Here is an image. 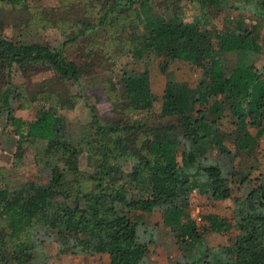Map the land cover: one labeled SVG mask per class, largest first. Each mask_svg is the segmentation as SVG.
Wrapping results in <instances>:
<instances>
[{"label": "trees", "instance_id": "16d2710c", "mask_svg": "<svg viewBox=\"0 0 264 264\" xmlns=\"http://www.w3.org/2000/svg\"><path fill=\"white\" fill-rule=\"evenodd\" d=\"M35 1L0 0L6 5ZM182 1L198 7L194 23L175 13H148L156 2ZM213 7L247 12L254 24L236 14L223 30L205 27V9ZM129 12L137 24L146 21L139 35H128L133 58H160V72L173 60L187 62L200 76L192 87L168 80L155 116L147 69L122 71L116 97L137 115L102 122L81 95L82 65L64 56L63 47L96 26L115 25ZM262 22L264 0H107L96 24L79 22L78 30L56 46L0 34L5 71L0 118L17 146L39 143L34 163L45 175L43 182L0 181V264H47L44 244L52 241L58 254L102 253L108 264H137L157 228L144 223L141 214L155 208H161V224L175 232L180 251L175 264H264V167L251 176L264 139V59L258 67L241 59L259 52ZM32 68L47 69L78 87L76 96L89 113L78 137L68 134L64 118L49 107L30 120L14 115L22 96L13 75ZM80 155L91 168L88 173L78 168ZM233 185L239 194L232 195ZM194 190L210 201L231 199V217L207 212L196 223L188 212ZM205 232L234 235L228 245L207 246Z\"/></svg>", "mask_w": 264, "mask_h": 264}, {"label": "rangeland", "instance_id": "374dc122", "mask_svg": "<svg viewBox=\"0 0 264 264\" xmlns=\"http://www.w3.org/2000/svg\"><path fill=\"white\" fill-rule=\"evenodd\" d=\"M109 1V0H108ZM107 0H37L24 5H6L0 2V34L14 40L32 41L47 46H56L72 36L79 28V22L96 24L98 14ZM151 17L177 15L184 22L194 23L200 15L198 7L188 2H156L148 7ZM236 14H243L246 24H254L247 12L234 11L222 7L205 9L207 24L223 30ZM143 24L146 21H141ZM136 23L132 12L120 19L115 25L105 23L96 26L75 42L63 47L64 56L77 61L83 67L79 81L81 95L85 104L102 122L123 120L137 115L132 109H124V103L116 97V81L122 71H141L147 69L149 88L153 101L150 111L155 116L160 113L162 90L168 80L195 85L200 70L183 61L173 60L164 72H160V58L144 55L140 60L132 57L129 34L139 35L143 24ZM142 24V25H141ZM259 52L246 54L241 59L258 67L264 59V22L259 25ZM230 59L234 57L230 56ZM21 92L20 108L14 115L24 120L32 119L41 107H49L65 120L69 135L78 137L89 122V113L80 98L76 96L78 87L58 79L51 71L32 68L26 72L17 71L12 78ZM5 83V71L0 67V89ZM17 138L11 133L10 126L4 125L0 118V181L19 184L27 180L43 182L44 172L37 171L34 154L39 143H22L17 146ZM257 169L255 176L264 167V139L259 140L256 150ZM248 166V161L245 163ZM78 168L84 173L90 171L84 155L78 158ZM128 167H126L127 169ZM237 186H232V195L239 194ZM231 199L210 201L196 190L189 195L188 212L196 223L202 213L212 212L231 217ZM161 208L149 213H142L141 220L147 225L157 224L154 243L137 264H175L180 251L176 244L175 232L163 226L160 221ZM233 233H203L207 246L228 245L232 242ZM47 264H108L106 254L92 256L58 254V244L54 241L44 244Z\"/></svg>", "mask_w": 264, "mask_h": 264}, {"label": "crops", "instance_id": "0c3cea01", "mask_svg": "<svg viewBox=\"0 0 264 264\" xmlns=\"http://www.w3.org/2000/svg\"><path fill=\"white\" fill-rule=\"evenodd\" d=\"M263 169V168H262Z\"/></svg>", "mask_w": 264, "mask_h": 264}]
</instances>
